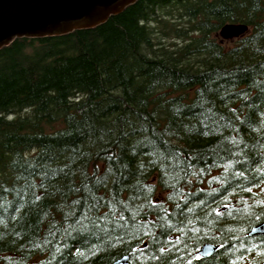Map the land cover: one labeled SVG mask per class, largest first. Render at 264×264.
<instances>
[{"label": "trees", "instance_id": "16d2710c", "mask_svg": "<svg viewBox=\"0 0 264 264\" xmlns=\"http://www.w3.org/2000/svg\"><path fill=\"white\" fill-rule=\"evenodd\" d=\"M263 221L264 0H139L0 50V264H264Z\"/></svg>", "mask_w": 264, "mask_h": 264}, {"label": "water", "instance_id": "95a60500", "mask_svg": "<svg viewBox=\"0 0 264 264\" xmlns=\"http://www.w3.org/2000/svg\"><path fill=\"white\" fill-rule=\"evenodd\" d=\"M139 0H0V50L19 39L61 37L90 30L122 14ZM249 31L243 23H229L219 32L223 40L240 38ZM249 237H264V221ZM219 246L207 243L199 250L202 259L213 257ZM112 264H130L125 255Z\"/></svg>", "mask_w": 264, "mask_h": 264}, {"label": "bare ground", "instance_id": "6f19581e", "mask_svg": "<svg viewBox=\"0 0 264 264\" xmlns=\"http://www.w3.org/2000/svg\"><path fill=\"white\" fill-rule=\"evenodd\" d=\"M164 88V87H163ZM44 174V173H43ZM85 179V178H84Z\"/></svg>", "mask_w": 264, "mask_h": 264}]
</instances>
